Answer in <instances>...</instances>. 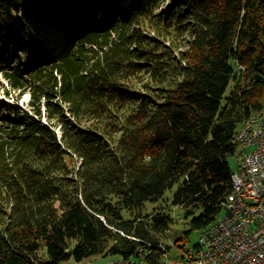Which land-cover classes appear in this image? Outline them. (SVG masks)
Here are the masks:
<instances>
[{
  "label": "trees",
  "instance_id": "trees-1",
  "mask_svg": "<svg viewBox=\"0 0 264 264\" xmlns=\"http://www.w3.org/2000/svg\"><path fill=\"white\" fill-rule=\"evenodd\" d=\"M0 64L19 93L0 100V264H156L172 220L144 203L176 186L199 211L178 258L232 191L264 109V0H0Z\"/></svg>",
  "mask_w": 264,
  "mask_h": 264
},
{
  "label": "built area",
  "instance_id": "built-area-1",
  "mask_svg": "<svg viewBox=\"0 0 264 264\" xmlns=\"http://www.w3.org/2000/svg\"><path fill=\"white\" fill-rule=\"evenodd\" d=\"M234 176L237 193L228 199L213 228L199 234L195 249H184L182 264H264V117L241 126ZM167 255L162 264H174ZM105 264H134L132 259Z\"/></svg>",
  "mask_w": 264,
  "mask_h": 264
},
{
  "label": "rangeland",
  "instance_id": "rangeland-1",
  "mask_svg": "<svg viewBox=\"0 0 264 264\" xmlns=\"http://www.w3.org/2000/svg\"><path fill=\"white\" fill-rule=\"evenodd\" d=\"M1 85L4 86L5 87L4 89H7L8 92H10V94L6 96L2 93V90L0 89V100L8 102V103H15L16 100L14 98L19 96V93L10 91L9 87H6L5 82L0 76V86ZM134 88H137V87H134ZM231 88H232V84L230 83V85L228 86L224 94V98L229 95ZM27 101H28V96L23 95L21 96V98L17 99V104L18 106L26 109ZM238 155L239 153H237V156ZM228 163L230 167L233 169L236 166V157L235 156L229 157ZM175 190H176V186H174L171 190L166 191L164 195L162 196V198L158 200L157 202L144 203V207L141 209L143 215H153L157 213H164L168 215L170 219L172 220V223L169 225L168 231L166 232V236L164 238L157 237L163 246L162 247L163 250L165 251V249L167 248L169 249L168 255L171 258H173L175 252L178 251V249L173 244L174 240L181 237L189 229L188 223L194 216H197L199 214V211H196L194 215H187V209L180 207V206H174L172 204V199H173L172 197H173V193L175 192ZM222 213H228V211L224 209L222 210ZM122 217L124 220H129L133 217V215H131L128 212H123ZM182 245H183V249H190V248L195 249L199 245V231L197 230L190 231L188 233L187 239L178 243V246H182ZM112 259H116V257H106L105 258L102 256H94V257L86 258L82 260L80 263H75L73 261H70L67 264H105V263L114 261Z\"/></svg>",
  "mask_w": 264,
  "mask_h": 264
},
{
  "label": "bare ground",
  "instance_id": "bare-ground-1",
  "mask_svg": "<svg viewBox=\"0 0 264 264\" xmlns=\"http://www.w3.org/2000/svg\"><path fill=\"white\" fill-rule=\"evenodd\" d=\"M250 117L252 118H262L264 117V109L261 110V111H258V112H255L253 114L250 115ZM241 135V128H239V130L237 131L236 135H235V139H239ZM234 169L233 171L231 172V175H230V180H231V188H232V191L231 193L227 196L225 202H224V206H223V210L226 209L228 211V199L229 197H231V195H235L237 193V180L234 176ZM213 228V223L210 224L209 226H207L206 228L202 229L201 231H199V234H203V233H206L208 231V229H211ZM148 247H150L151 245L147 244ZM146 253H148V250H145ZM167 260V255L165 254L164 257L162 259H160L156 264H162V262L166 261ZM174 264H182V257H178V258H175L174 259Z\"/></svg>",
  "mask_w": 264,
  "mask_h": 264
},
{
  "label": "water",
  "instance_id": "water-1",
  "mask_svg": "<svg viewBox=\"0 0 264 264\" xmlns=\"http://www.w3.org/2000/svg\"><path fill=\"white\" fill-rule=\"evenodd\" d=\"M256 81H260V77L259 76H256Z\"/></svg>",
  "mask_w": 264,
  "mask_h": 264
},
{
  "label": "crops",
  "instance_id": "crops-1",
  "mask_svg": "<svg viewBox=\"0 0 264 264\" xmlns=\"http://www.w3.org/2000/svg\"><path fill=\"white\" fill-rule=\"evenodd\" d=\"M237 163V162H236ZM236 167V166H235ZM112 260H116V259H112ZM111 261V260H110Z\"/></svg>",
  "mask_w": 264,
  "mask_h": 264
}]
</instances>
